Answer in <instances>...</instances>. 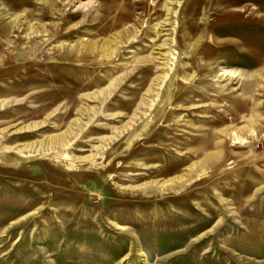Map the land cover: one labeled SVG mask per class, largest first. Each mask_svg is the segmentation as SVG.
Masks as SVG:
<instances>
[{"label":"rangeland","instance_id":"374dc122","mask_svg":"<svg viewBox=\"0 0 264 264\" xmlns=\"http://www.w3.org/2000/svg\"><path fill=\"white\" fill-rule=\"evenodd\" d=\"M0 264H264V0H0Z\"/></svg>","mask_w":264,"mask_h":264},{"label":"bare ground","instance_id":"6f19581e","mask_svg":"<svg viewBox=\"0 0 264 264\" xmlns=\"http://www.w3.org/2000/svg\"><path fill=\"white\" fill-rule=\"evenodd\" d=\"M169 7V6H168ZM29 129V128H28ZM60 139V138H59ZM46 142V141H45ZM169 181V180H168Z\"/></svg>","mask_w":264,"mask_h":264}]
</instances>
